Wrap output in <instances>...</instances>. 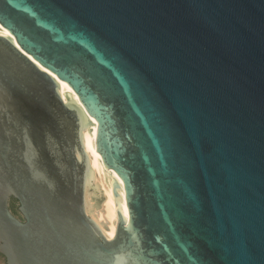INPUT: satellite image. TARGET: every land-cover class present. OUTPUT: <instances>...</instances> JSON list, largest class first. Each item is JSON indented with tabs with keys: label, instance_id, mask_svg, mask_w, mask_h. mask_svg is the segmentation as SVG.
Here are the masks:
<instances>
[{
	"label": "water",
	"instance_id": "1",
	"mask_svg": "<svg viewBox=\"0 0 264 264\" xmlns=\"http://www.w3.org/2000/svg\"><path fill=\"white\" fill-rule=\"evenodd\" d=\"M0 25L5 264H264V0H0ZM85 115L121 179L110 239Z\"/></svg>",
	"mask_w": 264,
	"mask_h": 264
},
{
	"label": "bare ground",
	"instance_id": "2",
	"mask_svg": "<svg viewBox=\"0 0 264 264\" xmlns=\"http://www.w3.org/2000/svg\"><path fill=\"white\" fill-rule=\"evenodd\" d=\"M0 34L6 36L10 35L9 31L1 25ZM41 68L46 70L42 66ZM51 74L56 77L53 73ZM58 82L63 101L68 103V101L73 99L75 104L80 105L81 103L78 99V95L73 91L70 85L66 81L60 79H58ZM95 137L96 121L91 116L85 115V123L81 127V142L88 156V169L85 178L86 210L96 221L104 234L110 239L115 235L117 223V210L112 185L115 180L121 182V179L112 169H107L103 163L101 164L95 146ZM118 191L119 195L115 198L118 210L127 217L128 211L123 187L121 186Z\"/></svg>",
	"mask_w": 264,
	"mask_h": 264
},
{
	"label": "trees",
	"instance_id": "3",
	"mask_svg": "<svg viewBox=\"0 0 264 264\" xmlns=\"http://www.w3.org/2000/svg\"><path fill=\"white\" fill-rule=\"evenodd\" d=\"M11 208L14 212H18V208H17V200L16 199H12L11 200Z\"/></svg>",
	"mask_w": 264,
	"mask_h": 264
},
{
	"label": "rangeland",
	"instance_id": "4",
	"mask_svg": "<svg viewBox=\"0 0 264 264\" xmlns=\"http://www.w3.org/2000/svg\"><path fill=\"white\" fill-rule=\"evenodd\" d=\"M0 264H5L4 263V258H3V256L0 254Z\"/></svg>",
	"mask_w": 264,
	"mask_h": 264
}]
</instances>
